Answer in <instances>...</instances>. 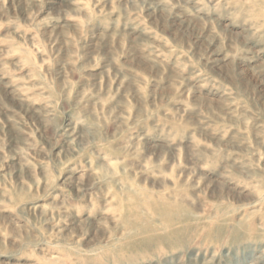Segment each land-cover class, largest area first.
I'll return each mask as SVG.
<instances>
[{
  "label": "rangeland",
  "instance_id": "1",
  "mask_svg": "<svg viewBox=\"0 0 264 264\" xmlns=\"http://www.w3.org/2000/svg\"><path fill=\"white\" fill-rule=\"evenodd\" d=\"M0 264H264V0H0Z\"/></svg>",
  "mask_w": 264,
  "mask_h": 264
}]
</instances>
